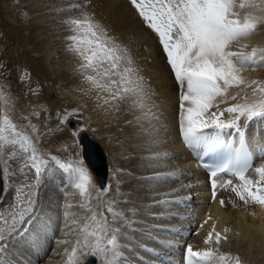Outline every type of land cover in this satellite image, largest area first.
Here are the masks:
<instances>
[{"label":"bare ground","instance_id":"1","mask_svg":"<svg viewBox=\"0 0 264 264\" xmlns=\"http://www.w3.org/2000/svg\"><path fill=\"white\" fill-rule=\"evenodd\" d=\"M8 2V0H0V12L3 13L4 17L5 14L8 16L5 17L4 21L8 27L7 33L9 37L14 38V45L17 42L21 44L16 47L12 45L14 49L21 50L20 47L23 44L30 43L35 44L37 50L44 49L47 47L45 45L49 44L51 40L43 41L45 43L41 46L39 40L36 38L43 32L47 31L48 33L52 29L53 31L51 32L54 33L53 39H60L58 41L60 43L66 42V36L71 33L68 31V26L65 23H60L71 16H78L80 14L76 9L69 10L72 5H79L84 11L94 13L95 18L107 27L109 33L116 40L119 42L123 40L120 33L117 32V25L119 24L117 12L124 15L127 12L123 6H118V0H33L31 3L28 2L29 5L26 4L24 9L32 15L35 13L30 21H26L24 16L16 15L14 10L8 11L10 8H8L10 6ZM58 5H64V7L61 10H57L54 7ZM128 6L130 9L133 8L130 3ZM63 14H67V18L64 19L65 15ZM44 20L49 22L44 23V25H35ZM255 33H259L258 46L264 47V25L259 26ZM255 33L240 39L234 44L248 43ZM150 37L151 34L148 35L145 29H140L139 27L138 38L141 41L143 49H145L144 57H136L134 51L136 49L135 43L134 45L125 38L121 43L129 49L135 66L139 69L140 75L143 76L145 84L150 89L152 95L149 103L154 105L151 110L159 117L158 120H151L150 117L145 118L137 123L134 118L140 115L138 109L131 114H125L124 112V108L128 107L126 105L129 104H121L119 111H105L104 107L98 106L102 105L103 102L96 99L95 91H87L88 85L77 71V62H74L76 56L73 52L69 51V56H67L65 63L59 65L60 60L54 59L55 55H52L55 52L54 46L48 48L51 51L47 54L48 58L44 55L39 57L33 56L30 55V52L21 50V55L26 63L30 65H27L28 68H31L39 79L51 83V86H49L47 95L42 100H40L41 97L39 99L34 98L35 100L32 99L30 104L25 103L22 105L17 102L14 87L15 82L11 81L10 86L3 87L2 89L4 91L7 90L6 93L12 101L10 111L14 121L18 125L27 126L29 122L34 124L36 132L32 133L31 128H27V131L36 142L40 143L39 136L42 135L46 128L42 125L41 119L48 118V121L53 120L52 126L54 128L58 127L61 122V114L63 113L61 111L62 103H60L59 98L56 99V97H60L61 92L65 100L69 101L68 107H80L86 114L88 121L98 127L96 134L93 131H91L92 133L88 132L89 130L87 132L103 151L107 164L106 174L108 175L106 187L109 188L108 193L101 195L103 198L100 201L95 202L93 200V202V195L95 197L96 195L97 197L99 196L97 188H91L89 190L90 194L82 196L79 189H70L73 180L71 175H69V179L65 177L69 185L67 184V188L64 189V196L60 191L59 185H52L53 182H59L61 175L58 174L54 176L55 178L52 177L47 187L41 188L38 192L40 196L39 200H36V211L41 228L33 225L32 233L34 236L36 234L41 236V231L39 230L46 231L48 229V220L53 217L54 224L50 225L49 228L53 233L58 234L60 230V226L58 225L62 221L60 210L58 209L59 213L57 209L56 211L53 210V213L52 209L54 205L50 206V203L53 202L55 204L57 202L58 206H60L59 202L64 197L67 198L66 205H71L73 202L79 203L78 207L75 206L71 209L72 214H70L68 221H66L65 217L63 218V222L65 224L68 223V227L71 225L70 219L72 216L79 218L90 214L87 212L86 207H81L82 204H87L89 207L100 211L101 208L106 209V202L117 201L118 209L124 211L129 220L134 221L131 227L123 226V221L114 224V227L120 228L121 232L126 234L122 242L126 245L134 246L133 249L131 247L126 249L127 260L125 264H169L170 262L179 264L178 260L174 262L172 258L178 259L182 256L184 251L179 247L183 239H185V244L191 245L194 250L206 249L205 241L203 242V239H201L202 232L193 234V230L196 229V226L194 227V220H196V215L199 211H202L204 215L210 216L212 219L206 225L202 223L199 226V231H203L202 228L206 227V233H213L211 240L214 243H216L215 234L220 233L222 238L218 244L216 243L219 247L224 236H229V238L232 236V239H228L229 241L224 245L223 253H229L233 257L239 256L242 264H264V206L251 201L248 203L241 201L236 193L232 191L231 187H221L219 182L215 189V199H211V197L213 198V193L208 190L206 175L200 169L195 158V155L200 150L189 148L184 143L180 133L181 89L167 62L162 45H158L159 40L156 41L157 38L151 40ZM62 45L66 44L63 43ZM14 49H12L13 51L11 50V53L15 51ZM242 75L247 81L257 80L264 82V67L246 68L243 70ZM23 85V89L28 88L24 83ZM9 87L13 89V93L8 91ZM237 92L240 95L235 100L218 97V102L221 99H224L225 102L219 104V109L213 108L211 111H220L232 104L243 103L245 94L249 102L260 97L259 93L253 96L250 89L241 90V88L237 87L230 88L228 95H233ZM34 113H38V115ZM132 119H134L133 122ZM223 119H231V115L225 113ZM256 119L248 121L242 117L239 122L242 131L253 140L256 155H263V157L260 156L261 158H258L259 160H257L253 169L247 174L254 181L259 178L256 168L264 166V128H256L252 132V128L256 127L254 123L258 122L259 124V121ZM261 124H264V122L258 126ZM153 126L158 130L155 137L150 134L153 131ZM58 129H55L52 133L53 136L49 137V142H55L56 144L51 146L47 150V153L59 157L63 162L65 158L69 157L71 152L68 151L69 147L67 148L66 145L60 143V141L68 138L67 133L65 131L56 132ZM209 131L212 132L214 130ZM231 131L235 132L234 129H231ZM84 132L87 133L86 131ZM221 135L225 136L227 134L222 133ZM153 139H158L159 142L151 143ZM67 143L71 145L72 140L69 142L68 138ZM81 144L84 154V144L82 141ZM155 153H159L160 155L154 156ZM86 161L89 163L87 159ZM89 165L91 166L90 163ZM91 168L93 169L92 166ZM93 171L99 182L97 173L94 169ZM217 179L221 182L231 179L234 184L239 182L236 177L229 174H219ZM43 180L44 176L41 177L40 183L44 182ZM196 184H199L200 187H197ZM192 187L195 188L192 189ZM69 189L72 193L66 194V191H69ZM195 190H200V194L192 197L191 195L194 193L192 191ZM13 194H16L15 190L3 192L1 201H6V203L4 206H1L2 209L8 207L6 205L13 202ZM45 198H49V200L44 201ZM221 200L224 201L223 205L221 204ZM49 210L50 212L52 211L53 215L46 214ZM227 214L228 216L229 214H233L237 219L230 222L227 219ZM193 215H195V218ZM44 216L47 217L44 219ZM107 218L109 222H112L111 214L108 213ZM43 225L45 228H42ZM71 228L72 226L69 229L71 230ZM171 229H177L178 231H172ZM151 232L160 237L150 236ZM148 233L151 234L149 235ZM62 235L65 236L66 234L63 233ZM74 235L75 237H72L71 243L73 242L74 244H72L76 245L77 235L73 231ZM207 235L205 236L207 237ZM21 245L22 243H18L12 249L15 253V255L14 253L11 255L12 257L14 256L13 259H18V254L22 250ZM217 245L213 246L216 247ZM85 251L87 252V250ZM10 252L12 253L11 250ZM89 255H83L79 264L83 263ZM141 255L148 261L141 257ZM168 260L170 261L169 263ZM65 261L67 262V260ZM97 262L99 264V260Z\"/></svg>","mask_w":264,"mask_h":264},{"label":"snow or ice","instance_id":"2","mask_svg":"<svg viewBox=\"0 0 264 264\" xmlns=\"http://www.w3.org/2000/svg\"><path fill=\"white\" fill-rule=\"evenodd\" d=\"M131 4L145 25L158 35L181 89L180 133L189 148L202 150L205 155L221 150L226 145L221 135L224 130L236 129L239 132L242 117L248 121L264 117V82L247 81L242 75L246 68L264 67V47H253L251 51L243 48L232 50L235 42L254 34L259 26L264 25V0H131ZM71 9L78 10L80 14L64 21L71 33L66 36L68 48L77 58V71L88 85L87 91H95L96 99L103 102L98 106L104 107L105 111H119L121 104H129L140 111L136 116L138 122L149 117L158 120L159 117L151 110L154 105L149 103L152 93L135 66L129 49L109 33L94 13L84 11L79 5L70 6ZM233 87L250 89L253 96L259 93L260 97L249 102L245 94L243 103L211 111L219 109V104L225 102L224 99L218 102V97L235 100L240 95L239 92L228 95ZM11 104L9 95L0 88V193L9 189L10 177L15 175V171L10 170L9 161L12 159L22 158L19 171L33 170L36 179L34 184L16 187L14 201L7 209H0V253L7 251L9 239L30 238L32 226L40 225L33 189L39 185L50 160L71 175L73 186L80 190L82 196L90 194L89 190L94 187L82 159L65 163L57 156L42 152L27 131L31 128L35 133L36 126L31 122L27 126L18 125L11 115ZM225 113L230 114L231 119H223ZM71 114L65 113L62 122ZM157 132L153 126L150 134L155 137ZM73 135H78V131ZM240 137L239 146L229 147L221 162L211 170L213 197L219 182L221 187H231L241 201L264 206V166L256 168L257 180L246 175L251 151L243 132H240ZM158 142V139L151 141ZM218 174H231L239 182L234 184L231 179L218 181ZM98 191L104 195L109 188ZM81 207H86L90 214L70 219V224L75 226L71 230L76 233L77 240L68 256L69 264H79L86 254L98 259L99 264H125L126 249L130 245L122 242L126 234L114 224L123 221V226L131 227L134 221L118 209L117 201L106 202V212L111 214L112 222L103 210L97 211L87 204ZM64 216L68 221L70 214L66 211ZM65 226L68 227V223ZM212 236L213 233L209 232L206 244ZM215 236L218 244L221 234L216 233ZM185 261L186 264H242L239 256L218 254L212 248L194 250L191 245L187 246Z\"/></svg>","mask_w":264,"mask_h":264},{"label":"rangeland","instance_id":"3","mask_svg":"<svg viewBox=\"0 0 264 264\" xmlns=\"http://www.w3.org/2000/svg\"><path fill=\"white\" fill-rule=\"evenodd\" d=\"M8 1H9L8 4L10 5V6H8V8L10 7L8 11L14 10V13L16 15H18V16L20 15L22 17L24 16L26 21L27 20L30 21L33 18L35 13L32 15L28 11L24 10L25 7H26L25 5L26 4L29 5V3H31L33 0H29V1L8 0ZM118 2H119L118 6H123L125 11L127 12V14L124 15V14H122L120 12H117L118 13V21H119V24L117 25V32L120 33V35L122 36V38H123L122 41H124V38H125L127 41H129V42H131L133 44L134 43L136 44V46H135L136 49L134 50L136 57H144L145 56V49H143L141 41L138 38L139 27H140V29H145L146 32L148 33V35L151 34V37H150L151 40L157 38L156 41H158L159 37L153 30H151L149 27H147L145 25L144 21L139 16L136 8L131 4V0H118ZM35 3H37V1H35ZM129 3L131 4V6L133 8H131V9L129 8V6H128ZM63 7H64V5H58V6L54 7V8H56L57 10H61ZM0 13H1L0 14V88L10 86V82L11 81L15 82L14 83V87H15V90H16V94L15 95L17 97V102L20 105L25 104V103L26 104H30L31 100L34 99V98L39 99V97H41L40 100H42V98H44L47 95V92H48L49 86H51V83H48L47 81H44L43 79H39L37 74L35 75L34 72L32 71V69L28 68V66H30V65L26 63L25 59L21 55V50L23 49L25 51H28V52H30V55H33V56H38L39 57V56L44 55L46 58H48L47 54L51 52L50 49H48V48H51L52 46H54L53 49L55 50V52L52 55H55L54 59L60 60L59 65H63V63H65V60H66L67 56H69L68 55L69 54V48H68V44H67L68 41L63 42L64 44H66V45L63 46L62 45L63 43L58 42L60 39H53L54 33L51 32V31H53V29H52V30H49L48 33H47V31L45 33L43 32L41 34L42 36L39 35L36 38V39L39 40V44H41V46H43V43H45L46 41H50L51 40V42L49 44H46V45L44 44L45 46H47V47H45L46 49L42 48L41 50H37V48H36L37 46L35 44H33V43L26 44V45L23 44L24 46L22 45L20 47L21 50H19L17 48L14 49L13 46H15V47L16 46H20L21 44H19L17 42V44L15 43V45H14V38L9 37V35L7 33L8 27L6 26V22L4 21V19L7 16V14H5V17H4L3 13L2 12H0ZM73 13L75 14V12H73ZM67 14H63V15H65L64 19L67 18V16H68ZM46 22L48 23L49 21H45L44 20V21H41L39 23H36L35 25H38V24L44 25V23H46ZM32 23H33V21H32ZM64 23L65 22L63 21L60 24H64ZM124 26H125V28H124ZM46 34H48V35L45 36ZM43 36H44V38H43ZM258 36H259V33H255L254 37L252 36V38L248 41V43L246 42V43L233 44V50L237 51V50H241L243 48L244 51H246V50L247 51H251V49L253 47H259L258 43H257L258 39H259ZM43 41H45V42H43ZM122 41L120 43H122ZM159 44H160V41H158V45ZM59 45H62V46H59ZM245 45L247 47H243ZM12 49L15 50L14 51L15 53L14 52L11 53ZM50 61H52V60H50ZM74 62L75 63L77 62V58H76V60ZM23 83L25 84V86L27 85L28 88L23 89V86H24ZM8 89H9L8 91L10 93H13L12 92L13 89L11 87H9ZM5 92H7V90H5ZM60 94H61L60 97H56V99L59 98L60 103H62V107H61L62 110L61 111L63 113L61 114L62 115L61 122L58 125V127L54 128L52 126L53 125L52 124L53 120L52 121H48V118H46V119L44 118L45 120L42 118L41 119L42 125L44 127H46V128L44 129V132L42 133V135L39 136L40 143L36 142L37 146L39 147V149L41 151H43L44 153H47V150L50 149L51 146L56 144L55 142H49V137L53 136L52 133L54 132V130L59 128L58 130H56V132L65 131L67 133V135H68L69 142L72 140V144L70 145V144L67 143L68 138H65L66 140L64 139V140L60 141V143L66 145L67 148L69 147L68 151L71 152L69 157L65 158L63 162L67 163V162H70L71 160L73 161V160H81L82 159L83 162H84V166L88 169L89 173L91 174L92 184L94 186L92 188H95V189L97 188L98 190H101L102 188L100 186V183L98 182V179L96 178V175H95L93 169L91 168V166L89 165V163L86 161V159L84 157L83 148H82L83 146L81 144V135L83 133H85L84 131L87 132L89 130L88 132L92 133L91 131H93L96 134L97 131H98V127L88 121V118H87L86 114L81 110L80 107H75V108H73L72 106H71L72 108L68 107L69 106V101L65 100V97H64V95H62L61 92H60ZM126 106H128L129 108L128 107H125L126 109L124 108L125 114H128V113L131 114L132 112H136L137 111V109L133 110V108L130 105H126ZM63 110H65V111H63ZM65 113H72V114L68 115L66 121L62 122V118L64 117ZM134 119L136 120V118H134ZM134 119H132V122L134 121ZM256 120L259 121V124L263 123L264 122L263 121L264 117H258ZM137 122L138 121L136 120V123ZM254 124H255L256 127L252 128L253 129L252 132H254V130H256V128L257 129L264 128V124H261L260 126H258L259 125L258 122H255ZM80 129H82V130H80ZM66 130L70 131L71 133L67 132ZM72 131L73 132H77L78 131V135L74 136ZM33 140L36 141L34 138H33ZM67 145H69V146H67ZM47 158L48 157L46 156V159ZM21 159H12L13 161L10 160L12 163L9 161V164L10 165L12 164L10 170L15 171V175L10 177V187L11 188L9 187L8 190H15V187H19V186H21L23 184H34V182H35L36 177H35V173H34L33 170H26L25 173H21L19 171V168H20V165H21ZM110 171H111V168H110ZM58 174L61 175V177L59 179V182H57V183L53 182L52 185H54V186L59 185L62 195L65 196L64 189L67 188V184L69 185V182L65 179V177L69 179L70 178L69 177L70 174L68 172H66L63 168H61L57 163L55 164L54 162H52L50 160L48 169L41 176V177L44 176V180H43L44 182L39 183V185L36 186L33 189L36 192V196H35L36 200H39V196H40L39 193H38L39 190H41V188H43L45 186L47 187V185L49 184L51 178L52 177L55 178L54 176H57ZM47 181H48V183H47ZM198 186L200 187L199 184L197 185V187ZM72 188H75L73 186V181L71 183V188L70 189H72ZM194 188L195 187H192V189H194ZM70 189H69V191L68 190L66 191V194H71L72 193ZM24 191L27 192V191H29V189H24ZM192 192H194L191 195L192 197L194 195H199L200 194V190H195V191H192ZM13 195L14 196L12 197V200L14 201V198H15L16 194H13ZM98 195H99L98 197H97V195H96V197L93 195L92 201L94 200L95 202H98V201H100V199L103 198V196L100 195L99 191H98ZM66 199L67 198H65V197L63 199H61V201L59 202L60 206H58L57 202H55V204H53V202L50 203L51 204L50 206L54 205V208L52 209V211L53 210L56 211V209L60 210L62 221L61 222L58 221L60 223V225H58V226H60L59 227L60 230H59L58 234L53 233V231L49 228L50 225L52 226L54 224L53 220H52L54 218L51 216L52 219H49L50 221L48 220V229L46 231L45 230L42 231V230H39V228H37L39 231H41V233H40L41 236L39 234H36L34 236V234L32 233L30 238L9 239L6 242L7 251L4 252V253H0V261H3V264H69L68 256H69V254L71 252L72 247L76 246V245H73L74 244L73 242H72L73 244L71 243V239H72V237H75V235L73 236V231L69 229L70 226H72V228H73V225H70L69 227H66L65 226L66 224L63 222V218L65 217L64 213L66 211L69 214H72L71 209H73V207H75V206L78 207L79 203L73 202L71 204V207H69V205H66ZM1 200L2 199H0V208H1V206H4V204L6 203V201H1ZM48 200H49V198H45L44 201H48ZM194 205L197 206L195 203H194ZM6 206H8V205H6ZM4 209H7V207H5ZM50 210H49V212H50ZM59 210H58V213H59ZM52 211L50 213L47 211L46 214L53 215L54 211H53V213H52ZM76 213H78V212H76ZM45 217H47V216H44V219H45ZM193 217L195 218V215H193ZM211 219L212 218H210V216H206V215H204V213L202 211H199V213L196 215V220H194V223H195L194 227L196 226V229L193 230V234L195 235V233L197 234V232H200V233L202 232L201 239H203L202 240L203 242L208 237V235H207V237L205 236L208 233H206V231H205L206 227L202 228L203 231H199V226L202 225V223L204 225H206L208 222L211 221ZM227 219H228V221L231 222V221H235L237 218L233 214L232 215L229 214V216L227 214ZM42 224H44V223H42ZM197 226H198V228H197ZM43 227L45 228L44 225L42 226V228ZM202 229H200V230H202ZM31 230H33V226H32ZM62 231H64L63 233L66 234L65 236L62 235L63 233L61 234ZM48 232H49V234H48ZM151 233H148V234L149 235L151 234L150 236L154 235L153 237L159 236V235H157L155 233L153 234V232H151ZM226 235H229V234H226ZM224 237H227V236H224ZM204 238H205V240H204ZM228 239H232V236H230V238L228 236L227 239H222L220 247H219V245L214 243L213 240H210L209 243H207V244L204 242L205 248H212L214 251H217L218 254L219 253H223L224 252L223 251L224 245L229 241ZM64 241H66V243H63ZM18 243H22V245H21V249L22 250H21V253L18 254V259L17 258L13 259L14 256L13 257L11 256L14 253L12 249H14ZM40 243H41V245H39ZM179 243H181V242L179 241ZM213 245L214 246L217 245L216 247H217L218 250ZM28 247H30V249H32V250H30V249L27 250ZM130 247L132 249L134 248L133 245L130 246ZM179 248L184 251L182 256H180L181 258L179 257L177 259V258L174 257V258H172V260H174V262L177 261V260H178V262L181 261L180 262V264H181L183 262H186L185 261V255H186L187 244H185V239L182 240V244L180 245ZM66 249L68 251H66ZM10 250L12 251V253L10 252ZM14 255H15V253H14ZM90 257H92V256L91 255L87 256V258L81 264H84ZM141 257L146 259L142 255H141ZM65 260H67V262ZM95 260H96V264H98V262H97L98 259L95 258ZM146 261H148V260L146 259Z\"/></svg>","mask_w":264,"mask_h":264},{"label":"water","instance_id":"4","mask_svg":"<svg viewBox=\"0 0 264 264\" xmlns=\"http://www.w3.org/2000/svg\"><path fill=\"white\" fill-rule=\"evenodd\" d=\"M81 141L84 144V156L97 173L98 178L106 179L108 176L106 174L107 164L100 146L89 136L88 133L82 135ZM0 183H2V181H0ZM0 195H3V192L0 193ZM92 262L93 260L90 264H92Z\"/></svg>","mask_w":264,"mask_h":264}]
</instances>
